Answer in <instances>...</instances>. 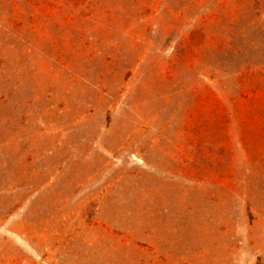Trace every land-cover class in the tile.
Listing matches in <instances>:
<instances>
[{
    "label": "rangeland",
    "instance_id": "374dc122",
    "mask_svg": "<svg viewBox=\"0 0 264 264\" xmlns=\"http://www.w3.org/2000/svg\"><path fill=\"white\" fill-rule=\"evenodd\" d=\"M0 264H264V0H0Z\"/></svg>",
    "mask_w": 264,
    "mask_h": 264
}]
</instances>
